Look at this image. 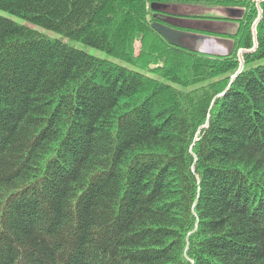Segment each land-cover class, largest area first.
<instances>
[{"label": "trees", "instance_id": "trees-1", "mask_svg": "<svg viewBox=\"0 0 264 264\" xmlns=\"http://www.w3.org/2000/svg\"><path fill=\"white\" fill-rule=\"evenodd\" d=\"M150 1L0 0V264H264V2L230 84L251 0L225 56Z\"/></svg>", "mask_w": 264, "mask_h": 264}, {"label": "flooded vegetation", "instance_id": "flooded-vegetation-1", "mask_svg": "<svg viewBox=\"0 0 264 264\" xmlns=\"http://www.w3.org/2000/svg\"><path fill=\"white\" fill-rule=\"evenodd\" d=\"M160 3L165 4L166 7H161L162 11L157 13V17L159 18V15L161 16L162 20H166L168 24L182 28L184 30L203 33L204 31H211L213 33H218L219 35H224L231 32V27L234 24L233 19H230L231 12L226 11L225 9H221L225 13H227L228 16L223 18H217V19H203L199 16L198 11H193V14H188L186 12V9L191 3H189V0H186V2H180L179 0H157ZM177 5H182V11H177L178 7ZM178 15L180 17H183L181 20L174 19L169 17ZM233 14H236L235 12ZM238 14V13H237ZM154 15V12H153ZM158 19V20H161ZM155 20H157L155 18Z\"/></svg>", "mask_w": 264, "mask_h": 264}, {"label": "rangeland", "instance_id": "rangeland-1", "mask_svg": "<svg viewBox=\"0 0 264 264\" xmlns=\"http://www.w3.org/2000/svg\"><path fill=\"white\" fill-rule=\"evenodd\" d=\"M180 1V0H179ZM261 1L262 0H258V4L261 6ZM182 2H184L182 0ZM254 2H257V0H255ZM253 2V4H254ZM191 5H189L186 9V12H188V14H193V11H198L200 12L201 14H204L207 12V15H209L210 13H215L216 14V10H210V9H213V8H206L207 10L205 11L204 9V6H202V3L199 2V1H194V2H190ZM178 9L177 11H182V8L183 6L182 5H177ZM215 11V12H214ZM219 13V12H218ZM0 15L2 16H5V17H8L12 20H14L15 22L17 23H20V24H27L26 21L20 17H17V16H14V15H11L7 12H3L0 10ZM222 15L224 16H227V13H223ZM239 14H234V15H231L233 18H235V16L237 17ZM174 19H179L181 20L183 17H180L178 15H175L174 17H172ZM211 19H214V18H211ZM233 21H235L233 19ZM172 28H175V29H178V27H175V26H172L170 25ZM39 32H41L42 34L46 35V36H49L51 38H55V39H64L66 40V38L61 35L60 33L58 32H54V31H50V30H47V29H44V28H40V27H35ZM236 28V24H233L231 29L230 30H235ZM178 30H182L184 31V29H178ZM186 31V30H185ZM208 34V33H207ZM211 35H214V34H211ZM251 37H252V42H253V45L255 46L257 44V32H256V28L252 29L251 30ZM70 45L76 49H79V50H83L93 56H96V57H100V58H103V59H108V60H111V61H117L118 63L120 64H124V62L122 61H119L117 60L116 58H113L111 56H109L107 53H105L104 51H101L99 49H96V48H93V47H90V46H87L85 44H83L82 42L80 41H69ZM216 43V42H214ZM220 44V42L218 43ZM139 46H140V43L139 41H136L134 43V51L135 53L137 54L139 52ZM227 47V46H226ZM225 49V47H224ZM227 51L230 50V48L228 47V49H226ZM241 50L239 49V51H236L235 54H236V58L238 60V69L242 66H244V53L240 52ZM158 66H162V63H156ZM221 95V94H220ZM218 95V96H220ZM205 125V124H204Z\"/></svg>", "mask_w": 264, "mask_h": 264}, {"label": "water", "instance_id": "water-1", "mask_svg": "<svg viewBox=\"0 0 264 264\" xmlns=\"http://www.w3.org/2000/svg\"><path fill=\"white\" fill-rule=\"evenodd\" d=\"M151 9H158V3H152ZM151 27L171 46L193 52L212 53L206 49L210 38L208 35H198L192 32L178 30L156 21L151 23ZM241 51L246 52L248 50L243 49ZM241 69L242 66L238 69V72Z\"/></svg>", "mask_w": 264, "mask_h": 264}, {"label": "bare ground", "instance_id": "bare-ground-1", "mask_svg": "<svg viewBox=\"0 0 264 264\" xmlns=\"http://www.w3.org/2000/svg\"><path fill=\"white\" fill-rule=\"evenodd\" d=\"M240 72V71H239ZM238 70L232 75L231 80L235 78V76L239 73Z\"/></svg>", "mask_w": 264, "mask_h": 264}]
</instances>
